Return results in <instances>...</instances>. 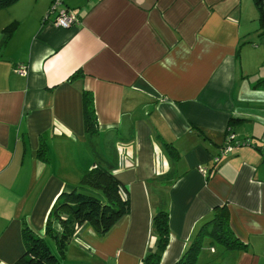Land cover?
<instances>
[{"label":"crops","instance_id":"0c3cea01","mask_svg":"<svg viewBox=\"0 0 264 264\" xmlns=\"http://www.w3.org/2000/svg\"><path fill=\"white\" fill-rule=\"evenodd\" d=\"M51 1L0 10V39L18 23L0 57V264L25 252V224L45 232L58 196L93 165L85 91L95 101L94 140L109 157L111 142L117 149L131 212L103 237L81 225L69 249L101 264H143L163 208L170 239L160 264H175L198 228L227 207L243 245L202 235L195 264H264V26L256 0H63L80 16L70 29L46 18ZM19 64L27 75L14 71ZM232 135L244 145L218 159Z\"/></svg>","mask_w":264,"mask_h":264},{"label":"trees","instance_id":"16d2710c","mask_svg":"<svg viewBox=\"0 0 264 264\" xmlns=\"http://www.w3.org/2000/svg\"><path fill=\"white\" fill-rule=\"evenodd\" d=\"M16 1L18 0H0V10L11 6ZM256 2L260 8L261 21L264 26V0H256ZM56 4L57 0L51 1L47 11V19L53 16L55 21L59 16V11L53 8ZM69 9L72 13L77 14L76 19L80 21L78 13L73 8ZM17 26L18 23H13L3 30V36L0 39V57ZM80 73L81 70L76 71L71 78ZM83 101L85 128L93 138L91 141L93 165L84 174L78 187L70 191H63L58 196L48 214L43 234L35 230L30 224H25L23 229L25 252L14 264H62L61 259L67 255L69 245L81 225L88 223L99 236L103 237L131 212L129 188L116 175L118 165L116 163L117 149L115 144L110 143L111 157L106 155L103 149H101V153L98 151L94 137L99 134V123L93 94L85 91ZM231 144L235 148L231 153L244 145L243 142L236 140L232 141ZM168 145L171 149L173 148L171 144ZM41 152H46V148H42ZM224 155L220 150L217 157L220 159ZM219 161L216 160V162ZM210 220L204 224L192 245L175 264H195L202 235L204 237L214 235L223 244L231 247L243 245L230 228L227 207L216 209ZM209 225L212 228H209ZM153 227L158 235V240L155 249L147 253L143 264H160L161 262L163 252L166 250L170 239L168 210L162 208L158 212L153 218ZM51 240L56 245V251L52 248Z\"/></svg>","mask_w":264,"mask_h":264},{"label":"rangeland","instance_id":"374dc122","mask_svg":"<svg viewBox=\"0 0 264 264\" xmlns=\"http://www.w3.org/2000/svg\"><path fill=\"white\" fill-rule=\"evenodd\" d=\"M64 1L61 0L60 2H58L56 4V6H54L53 8L55 9L56 8V11H59V16L57 17V19L54 21V24L57 26V27H61L63 29H70V27L76 25V22H79V20L76 19L77 17V14H74L75 16V19L74 21L70 24V18L69 17V13L71 14L72 12L70 11L71 9H69L68 7H64ZM19 65H24V64H19ZM17 65V66H19ZM16 66V67H17ZM25 66V65H24ZM15 67V68H16ZM27 71L26 73L28 74L29 73V68L27 66H25ZM15 68H14V71H15ZM16 72V71H15ZM17 73V72H16ZM19 74V73H18ZM26 74V75H27ZM24 76V75H23ZM97 142V141H96ZM91 145V143H90ZM97 145H98V151L101 153V149L104 148V145H100L99 142H97ZM103 147V148H101ZM92 150V149H91ZM201 228H198V231H200ZM198 234V233H197ZM72 243H70L71 245ZM51 245H52V248L55 250V246L52 244V241H51ZM56 251V250H55ZM68 262L66 264H101L99 263L98 259L95 257H93L90 253L88 255H85V253H81L79 254L78 252H76L72 247H70L69 249V255H68ZM107 264H115L114 261H110L109 263ZM214 264H223L222 262H216Z\"/></svg>","mask_w":264,"mask_h":264},{"label":"built area","instance_id":"2783aa9c","mask_svg":"<svg viewBox=\"0 0 264 264\" xmlns=\"http://www.w3.org/2000/svg\"><path fill=\"white\" fill-rule=\"evenodd\" d=\"M60 1L61 0H57V3L60 2ZM69 17H71L70 18V24H71L74 21L75 16H74L73 13H71V14L69 13ZM15 71L17 73H19L20 75H26L27 74L26 73L27 69H26V67L24 65L17 66L15 68ZM234 140H235V135L230 136L227 139L225 145L221 148V152H223L225 155H228L229 153H231L235 149L234 146L231 144V142L234 141Z\"/></svg>","mask_w":264,"mask_h":264}]
</instances>
